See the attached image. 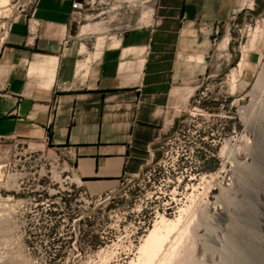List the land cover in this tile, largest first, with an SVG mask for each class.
Wrapping results in <instances>:
<instances>
[{"label":"rangeland","instance_id":"rangeland-1","mask_svg":"<svg viewBox=\"0 0 264 264\" xmlns=\"http://www.w3.org/2000/svg\"><path fill=\"white\" fill-rule=\"evenodd\" d=\"M35 1L0 0V49ZM154 1L88 0L75 24L97 48L149 24ZM210 60L149 165L106 194L48 145L1 147L0 264H147L154 236L149 264H264V15L237 17Z\"/></svg>","mask_w":264,"mask_h":264},{"label":"crops","instance_id":"crops-1","mask_svg":"<svg viewBox=\"0 0 264 264\" xmlns=\"http://www.w3.org/2000/svg\"><path fill=\"white\" fill-rule=\"evenodd\" d=\"M73 1L85 0H36L8 27L0 148L48 145L101 196L149 165L212 70L218 36L237 17L263 16L264 0H155L149 24L104 36L97 48L76 26ZM30 20L39 23L34 36Z\"/></svg>","mask_w":264,"mask_h":264},{"label":"built area","instance_id":"built-area-1","mask_svg":"<svg viewBox=\"0 0 264 264\" xmlns=\"http://www.w3.org/2000/svg\"><path fill=\"white\" fill-rule=\"evenodd\" d=\"M73 15L77 19H84L86 17V11L88 8V2L85 1H73L71 4ZM39 27V23L35 20H30L28 25V32L30 36H34ZM8 30V29H7ZM7 33V32H6ZM124 32H119L118 35L122 36ZM6 36V35H5ZM5 39V37H4ZM3 39V42H4ZM2 42V44H3Z\"/></svg>","mask_w":264,"mask_h":264},{"label":"bare ground","instance_id":"bare-ground-1","mask_svg":"<svg viewBox=\"0 0 264 264\" xmlns=\"http://www.w3.org/2000/svg\"><path fill=\"white\" fill-rule=\"evenodd\" d=\"M4 1V0H3ZM151 13V12H150ZM145 15H146V13H145ZM144 16V15H143ZM148 16H149V13H148ZM144 17H147V15L146 16H144ZM144 17H142V18H144ZM150 17V16H149ZM148 18V17H147ZM147 18H145V20H147ZM146 22V21H145ZM225 45H227V40H224L223 41V43L221 42V45H220V47H224ZM232 75H234V74H232ZM235 76V75H234ZM232 78V77H231ZM234 78V77H233ZM235 78H236V76H235ZM235 80V79H234ZM233 80V81H234ZM151 238V237H150ZM162 241V239L161 238H158L157 236H154V246H153V248L149 251V252H146L145 254H143V257H144V260H146V263L147 264H149V263H151V262H153L154 260H155V258H156V248H157V246L160 244V242ZM152 242V241H151ZM141 247H144V246H141ZM173 250V249H172ZM139 255H141V254H139ZM141 259H142V257H141Z\"/></svg>","mask_w":264,"mask_h":264}]
</instances>
